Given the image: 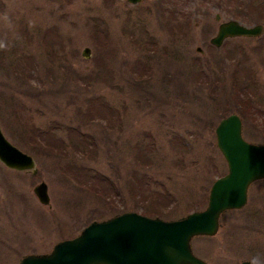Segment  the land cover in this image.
<instances>
[{"label": "rangeland", "instance_id": "374dc122", "mask_svg": "<svg viewBox=\"0 0 264 264\" xmlns=\"http://www.w3.org/2000/svg\"><path fill=\"white\" fill-rule=\"evenodd\" d=\"M262 1L0 0V126L37 167L0 162V264L48 253L122 211L148 215L156 204L157 217L174 220L206 207L227 172L220 119L238 114L243 137L264 144V18L242 19ZM231 19L263 31L212 45ZM238 95L250 97L248 113ZM22 129L52 133L63 152L21 144ZM41 181L49 205L33 193ZM191 247L209 264L264 256V179Z\"/></svg>", "mask_w": 264, "mask_h": 264}, {"label": "water", "instance_id": "95a60500", "mask_svg": "<svg viewBox=\"0 0 264 264\" xmlns=\"http://www.w3.org/2000/svg\"><path fill=\"white\" fill-rule=\"evenodd\" d=\"M128 1L135 4L140 0ZM262 31L261 24L247 26L231 19L218 25L210 43L219 47L227 38L256 37ZM83 56H90L88 47L83 49ZM215 136L227 172L212 183L204 209L174 220L132 211L92 221L77 236L57 242L50 252L27 254L18 264H208L193 254L191 239L214 236L221 215L242 208L247 202L251 183L264 179V144L243 138L242 120L238 114L231 113L222 118L215 127ZM0 162L9 169L37 173L33 157L13 144L1 126ZM33 193L39 203L49 205L45 182L36 184ZM240 264H249V261L243 260Z\"/></svg>", "mask_w": 264, "mask_h": 264}, {"label": "trees", "instance_id": "16d2710c", "mask_svg": "<svg viewBox=\"0 0 264 264\" xmlns=\"http://www.w3.org/2000/svg\"><path fill=\"white\" fill-rule=\"evenodd\" d=\"M244 0H236V2H241ZM253 11V12H249ZM247 11L244 17L242 19L252 22V21H257L261 20L264 18V1L257 3L255 6L251 7L250 10ZM100 42V39H99ZM240 96V95H238ZM237 96V100L239 101L240 105L244 103L245 105L243 106L242 112L248 113V109L251 108L250 106V101H249V96L247 95H241L240 97ZM238 103V102H237ZM20 138L21 144L24 143L25 145H29L31 148L35 150H40L43 151L47 154H60L63 152V143L62 140L57 138L55 135H53L50 132H43L39 131L36 129H29V130H19L17 133ZM156 204H153L152 208L145 209V213L151 216H160L159 215V210L158 207L155 206ZM158 209V210H157ZM158 213L155 214H150L149 212H156ZM148 212V213H147Z\"/></svg>", "mask_w": 264, "mask_h": 264}, {"label": "clouds", "instance_id": "9594fccd", "mask_svg": "<svg viewBox=\"0 0 264 264\" xmlns=\"http://www.w3.org/2000/svg\"><path fill=\"white\" fill-rule=\"evenodd\" d=\"M3 19L7 22L8 17L5 15ZM6 45L3 42H0V49H4ZM249 264H264V256L256 255L250 258Z\"/></svg>", "mask_w": 264, "mask_h": 264}, {"label": "flooded vegetation", "instance_id": "af4514ba", "mask_svg": "<svg viewBox=\"0 0 264 264\" xmlns=\"http://www.w3.org/2000/svg\"><path fill=\"white\" fill-rule=\"evenodd\" d=\"M125 212H132V211H122V212H120V213H117V214H115V215H113V216H116V215H119V214H122V213H125ZM140 214H143V213H140ZM113 216H109V217H107V218H110V217H113ZM107 218H103V219H99L98 221H100V220H104V219H107ZM93 221V220H92ZM87 226V225H86ZM86 226H84L83 228H85ZM82 228V229H83ZM81 232V231H80ZM79 232V233H80ZM78 233V234H79ZM78 234H76V235H74V236H72V237H70V238H73V237H75V236H77ZM209 237H212V236H209ZM66 239H69V238H66ZM64 240V239H63ZM200 258V257H199ZM202 259V258H201ZM207 262V261H206Z\"/></svg>", "mask_w": 264, "mask_h": 264}]
</instances>
